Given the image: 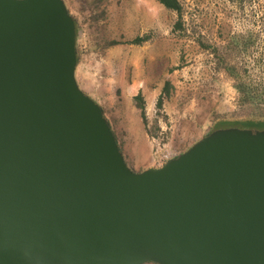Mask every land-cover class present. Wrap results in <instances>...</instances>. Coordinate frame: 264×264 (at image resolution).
Instances as JSON below:
<instances>
[{
  "label": "water",
  "instance_id": "obj_1",
  "mask_svg": "<svg viewBox=\"0 0 264 264\" xmlns=\"http://www.w3.org/2000/svg\"><path fill=\"white\" fill-rule=\"evenodd\" d=\"M76 66L64 0H0V264H264V130L133 172Z\"/></svg>",
  "mask_w": 264,
  "mask_h": 264
},
{
  "label": "rangeland",
  "instance_id": "obj_2",
  "mask_svg": "<svg viewBox=\"0 0 264 264\" xmlns=\"http://www.w3.org/2000/svg\"><path fill=\"white\" fill-rule=\"evenodd\" d=\"M180 1L182 30L174 28L176 14L157 0H64L78 24L77 84L102 108L133 172L152 168L157 146L163 153L185 152L212 131L215 115L237 110L231 81L214 71L213 56L200 43L221 46L233 34L252 31L264 58V0ZM141 35L150 37L141 46L103 49L107 40L127 42ZM243 58L253 71L255 49L239 61ZM165 83L169 96L159 110L156 101ZM139 92L146 126L133 100Z\"/></svg>",
  "mask_w": 264,
  "mask_h": 264
},
{
  "label": "trees",
  "instance_id": "obj_3",
  "mask_svg": "<svg viewBox=\"0 0 264 264\" xmlns=\"http://www.w3.org/2000/svg\"><path fill=\"white\" fill-rule=\"evenodd\" d=\"M167 11L173 12L177 16L174 28L182 30V5L180 0H157ZM236 4L243 5L252 0H233ZM71 15V14H70ZM76 38L78 35L77 20L72 16ZM150 39L149 35L136 36L130 41L119 42L107 40L103 44V49H109L120 44L141 46ZM201 46L213 56L214 71L222 73L232 83V87L237 94V110L231 113L217 114L213 120L212 131L224 128L238 129H260L264 130V58L260 52L259 35L255 32H244L233 34L224 45L202 44ZM255 49V58L252 59L253 71H249L247 61L244 58L239 61V57H252ZM257 71L258 73H255ZM169 83H165L161 94L157 98L156 108L161 109L164 98L169 96ZM135 107L140 112V118L144 124L146 122L145 102L139 92L134 98ZM211 131V132H212Z\"/></svg>",
  "mask_w": 264,
  "mask_h": 264
},
{
  "label": "built area",
  "instance_id": "obj_4",
  "mask_svg": "<svg viewBox=\"0 0 264 264\" xmlns=\"http://www.w3.org/2000/svg\"><path fill=\"white\" fill-rule=\"evenodd\" d=\"M182 151H168L166 153H163L162 149L157 146L156 151L153 155V164L152 168L156 169L161 167L163 164H165L167 161L174 159L178 157L180 154H182Z\"/></svg>",
  "mask_w": 264,
  "mask_h": 264
},
{
  "label": "crops",
  "instance_id": "obj_5",
  "mask_svg": "<svg viewBox=\"0 0 264 264\" xmlns=\"http://www.w3.org/2000/svg\"><path fill=\"white\" fill-rule=\"evenodd\" d=\"M143 169L145 170V169H151V168L150 167H144Z\"/></svg>",
  "mask_w": 264,
  "mask_h": 264
}]
</instances>
